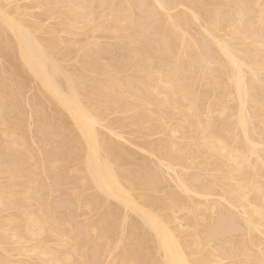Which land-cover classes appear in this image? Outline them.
<instances>
[{"label": "bare ground", "instance_id": "obj_1", "mask_svg": "<svg viewBox=\"0 0 264 264\" xmlns=\"http://www.w3.org/2000/svg\"><path fill=\"white\" fill-rule=\"evenodd\" d=\"M261 2L0 0V260L255 258Z\"/></svg>", "mask_w": 264, "mask_h": 264}, {"label": "snow or ice", "instance_id": "obj_2", "mask_svg": "<svg viewBox=\"0 0 264 264\" xmlns=\"http://www.w3.org/2000/svg\"><path fill=\"white\" fill-rule=\"evenodd\" d=\"M262 13V18H264V0H262L261 5L259 6ZM260 98H261V109L259 112L260 123H261V132L264 133V75L261 76L260 81ZM34 118L36 113H33ZM89 151H92V146H89ZM7 192V189H6ZM264 194V193H262ZM10 204L9 201L6 199L2 203V210L7 212ZM264 214V212H262ZM115 216V212H113V217ZM121 229H126L128 227L127 222H123L120 224ZM10 235V234H9ZM72 237L71 240V247L79 250L81 245L84 246V251L79 252L77 251L76 258L70 260H64L57 258V254L52 252L51 248H44L43 246L39 247L37 252H32L31 249H25L28 253L29 258H16V259H3L0 260V264H104L103 260L92 259L90 257V251L92 249V245L84 240L78 233H71ZM65 242L67 239L65 238ZM0 246L3 247L5 251H10L12 247L15 245L11 244V241L6 237L3 241H0ZM44 251H48L51 255V259H35L34 257L42 254ZM116 264H121L120 261H117ZM123 264H151L150 261H143V260H132V261H124ZM190 264H205L202 260L193 259L191 260ZM234 264H264V238L261 239L260 248L258 253L255 254V258L253 255H248L246 259H241L235 261Z\"/></svg>", "mask_w": 264, "mask_h": 264}]
</instances>
